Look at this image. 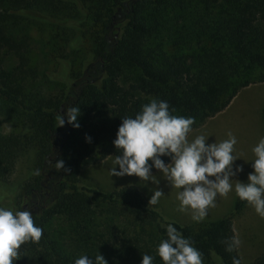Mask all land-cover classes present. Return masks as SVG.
<instances>
[{
    "label": "trees",
    "instance_id": "16d2710c",
    "mask_svg": "<svg viewBox=\"0 0 264 264\" xmlns=\"http://www.w3.org/2000/svg\"><path fill=\"white\" fill-rule=\"evenodd\" d=\"M261 82L264 0H0V206L30 211L43 229L13 264L99 254L107 264H140L143 254L162 264L156 247L169 223L203 264H243L232 245L234 219L248 205L238 197L196 228L166 218L135 185L107 191L82 184L80 173L118 155L112 142L122 119L151 99L192 117L195 129ZM69 107L80 110L79 127L67 122ZM25 154L26 178L7 200ZM250 264H264V251Z\"/></svg>",
    "mask_w": 264,
    "mask_h": 264
},
{
    "label": "clouds",
    "instance_id": "9594fccd",
    "mask_svg": "<svg viewBox=\"0 0 264 264\" xmlns=\"http://www.w3.org/2000/svg\"><path fill=\"white\" fill-rule=\"evenodd\" d=\"M79 112L76 107L65 111L67 122L73 127H79ZM64 124L65 119L60 116L57 127ZM193 124L192 117L172 115L167 101L151 99L141 106L134 118L122 119L112 142L118 155L114 156V167L109 169L111 177L134 175L140 181L159 184L152 174V169L157 170L170 188L177 190L178 211H190L195 222L205 218L208 209L215 206L217 196L226 197L233 191L264 219V136L251 148L254 159L247 181L235 179L233 184L232 177L242 171L240 166L233 170L234 162L240 159L234 154L236 137L228 132V138L219 143H207L210 136L203 134L189 140ZM162 157L169 158V162L165 163ZM57 166L63 167V162L58 161ZM162 195L156 188L148 205L158 204ZM162 227H165L166 238L156 247L162 264H203L202 254L176 227L171 223ZM42 235L43 229L34 225L30 211L0 206V264H13L20 246L26 242L38 243ZM239 243L238 239H232V245ZM232 245L228 251L232 250ZM74 264H107V261L100 254L82 255ZM140 264H153V257L143 254ZM233 264L239 261L234 260Z\"/></svg>",
    "mask_w": 264,
    "mask_h": 264
},
{
    "label": "rangeland",
    "instance_id": "374dc122",
    "mask_svg": "<svg viewBox=\"0 0 264 264\" xmlns=\"http://www.w3.org/2000/svg\"><path fill=\"white\" fill-rule=\"evenodd\" d=\"M35 39L39 40V36L35 35ZM37 44L40 45V43ZM13 60L15 59L11 56V61ZM37 63L42 69H48L52 66V62H49L50 64L43 63L41 59H37ZM263 110L264 82L249 85L243 88L223 111L193 129L188 138L191 140L196 135L203 134L206 137L210 136L207 143L215 141L219 143L227 139V133L231 132L237 139L234 154L240 158L234 162L233 170L236 166H240L242 169L241 172L232 177V183L235 184L236 180L246 182L248 174L252 171L251 160L254 159L251 148L258 142L260 137L264 136ZM3 131L6 134L11 131L10 123L4 122ZM113 160L114 156H110L83 168L80 173L81 183L107 191L118 190L127 185H135L148 200L152 191L158 188L164 195L159 198L158 204L152 206L161 211L166 218L196 228L202 223L211 222L222 217L230 212L234 206L236 200L234 191L226 197L217 196L215 206L208 209L205 218L200 222H195L191 218L190 211H178L177 190L170 188L161 173L157 170L152 171L159 184H153L151 181H140L134 175L111 177L109 169L114 167ZM28 167L29 158L25 154L19 159L16 171L11 177V183L14 188L16 187V191L12 196L8 195L7 200L17 198L23 180L26 178ZM234 228L240 242L239 248L243 264H250L259 253L264 251V219L260 218L250 205H247L246 209L235 217Z\"/></svg>",
    "mask_w": 264,
    "mask_h": 264
}]
</instances>
